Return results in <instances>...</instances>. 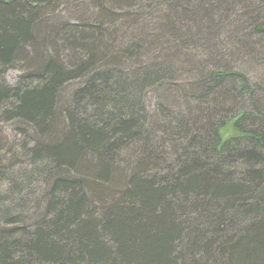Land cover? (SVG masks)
<instances>
[{
  "label": "trees",
  "instance_id": "obj_1",
  "mask_svg": "<svg viewBox=\"0 0 264 264\" xmlns=\"http://www.w3.org/2000/svg\"><path fill=\"white\" fill-rule=\"evenodd\" d=\"M0 264H264V0H0Z\"/></svg>",
  "mask_w": 264,
  "mask_h": 264
},
{
  "label": "rangeland",
  "instance_id": "obj_2",
  "mask_svg": "<svg viewBox=\"0 0 264 264\" xmlns=\"http://www.w3.org/2000/svg\"><path fill=\"white\" fill-rule=\"evenodd\" d=\"M243 71H245L246 73H248V75L250 74V71H251V77H255V72H257V67H253V66H249L248 68L245 66V69L242 68ZM243 71H239V72H243ZM244 73V72H243ZM20 73L19 71L17 70H12L10 72H8L7 76H6V81L8 84H15L18 80V77H19ZM159 95H151L150 97V101L149 103L147 104L148 106V111L150 112V114H152V112L156 109V103L158 102V97ZM180 111H184L183 108H180L179 109ZM178 111V110H177ZM4 129L6 128L7 131L10 132V128L11 125L9 124H6L4 126H2ZM222 134H223V137L226 139L228 138L229 136L235 134V131L233 129V127L231 125H226L225 128L222 130Z\"/></svg>",
  "mask_w": 264,
  "mask_h": 264
}]
</instances>
